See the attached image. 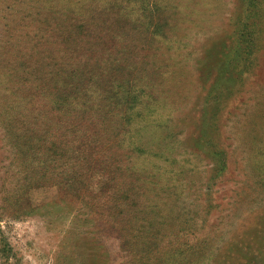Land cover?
I'll return each instance as SVG.
<instances>
[{"label":"rangeland","instance_id":"374dc122","mask_svg":"<svg viewBox=\"0 0 264 264\" xmlns=\"http://www.w3.org/2000/svg\"><path fill=\"white\" fill-rule=\"evenodd\" d=\"M0 264H264V0H0Z\"/></svg>","mask_w":264,"mask_h":264},{"label":"trees","instance_id":"16d2710c","mask_svg":"<svg viewBox=\"0 0 264 264\" xmlns=\"http://www.w3.org/2000/svg\"><path fill=\"white\" fill-rule=\"evenodd\" d=\"M77 27H85V25H82L80 23H77L76 25L73 26V28H70V32H73L74 28ZM67 31V30H66ZM64 38H61V42L60 45L63 47L64 53L67 54V52H70L71 50L75 49L74 48V42H75V38L71 37L69 35V33L67 35H63ZM72 41V42H71ZM68 50V51H67ZM65 58H72V55L70 56H66ZM65 60V59H63ZM64 63H66V61H64ZM55 66V64H53ZM65 67V66H64ZM58 69V68H55ZM66 70L61 73L60 75L57 77L59 70H57L56 72H51L48 74L47 77V81L45 83V86L48 87L49 90H52L54 92H49L47 93L48 95H53L54 99L52 101L53 105L56 107V109H58L60 112L61 110L64 108H66V112H68L69 110L72 111L74 110V106L77 103V97H79V91L77 90L79 85H77L78 80H79V73L75 74L72 66H69L68 68H65ZM79 71V70H78ZM75 75V76H73ZM73 76V77H71ZM71 77V78H68ZM80 89V88H79ZM114 97L112 95H108V92H106V96H103L101 98L100 101H103L101 104H107L109 100H112ZM79 143V142H78ZM77 144V141H76ZM42 145V150L38 151V153L44 152V148H45V143L41 142ZM84 143H83V148H84ZM87 145V144H86ZM72 153H75L76 150L78 151L79 148H73V145L71 147ZM58 149L57 147L54 148V150L52 151V153H57ZM57 156L58 154H52ZM108 177V175H107ZM108 180H105V183L103 185V187L101 188V190L99 192H106L108 190ZM109 207V206H107ZM121 214L120 210H113L112 212V216L115 218L120 217L119 215ZM118 216V217H117ZM119 222L122 220L121 218L118 219Z\"/></svg>","mask_w":264,"mask_h":264}]
</instances>
